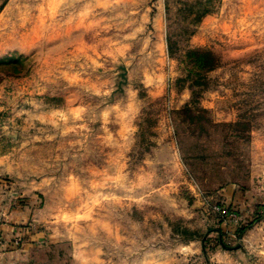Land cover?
Wrapping results in <instances>:
<instances>
[{
	"label": "rangeland",
	"instance_id": "374dc122",
	"mask_svg": "<svg viewBox=\"0 0 264 264\" xmlns=\"http://www.w3.org/2000/svg\"><path fill=\"white\" fill-rule=\"evenodd\" d=\"M263 169L264 1L0 0V202L38 209L25 264L173 248L217 219L202 194Z\"/></svg>",
	"mask_w": 264,
	"mask_h": 264
},
{
	"label": "crops",
	"instance_id": "0c3cea01",
	"mask_svg": "<svg viewBox=\"0 0 264 264\" xmlns=\"http://www.w3.org/2000/svg\"><path fill=\"white\" fill-rule=\"evenodd\" d=\"M232 1L238 0H223ZM216 196L238 211L237 224H225L217 216L207 223L204 233L189 240L181 238L173 248L151 247L141 256L132 247L131 260L126 264H264V169L257 180L253 177L245 183H231L218 190ZM37 211L21 199L12 205L0 202V264H25L34 238L29 235L37 229L33 226ZM241 227L246 228L241 232ZM43 242L40 239L38 245Z\"/></svg>",
	"mask_w": 264,
	"mask_h": 264
},
{
	"label": "built area",
	"instance_id": "2783aa9c",
	"mask_svg": "<svg viewBox=\"0 0 264 264\" xmlns=\"http://www.w3.org/2000/svg\"><path fill=\"white\" fill-rule=\"evenodd\" d=\"M203 203L214 214H216L220 220L225 224H237L239 222V213L235 208H232L221 201L214 200L213 197L202 194ZM3 243V239L0 238V245ZM18 244V241H16Z\"/></svg>",
	"mask_w": 264,
	"mask_h": 264
},
{
	"label": "water",
	"instance_id": "95a60500",
	"mask_svg": "<svg viewBox=\"0 0 264 264\" xmlns=\"http://www.w3.org/2000/svg\"><path fill=\"white\" fill-rule=\"evenodd\" d=\"M124 70H125V68H124ZM121 77L123 78V80H122L121 83H120V88H121L122 85L126 82V79H127L125 73H122Z\"/></svg>",
	"mask_w": 264,
	"mask_h": 264
},
{
	"label": "trees",
	"instance_id": "16d2710c",
	"mask_svg": "<svg viewBox=\"0 0 264 264\" xmlns=\"http://www.w3.org/2000/svg\"><path fill=\"white\" fill-rule=\"evenodd\" d=\"M246 227H241L240 231L242 232V230H244Z\"/></svg>",
	"mask_w": 264,
	"mask_h": 264
}]
</instances>
